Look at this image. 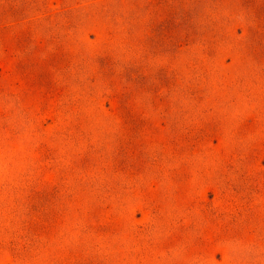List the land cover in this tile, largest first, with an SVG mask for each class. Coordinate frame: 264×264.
<instances>
[{
  "label": "rangeland",
  "instance_id": "obj_1",
  "mask_svg": "<svg viewBox=\"0 0 264 264\" xmlns=\"http://www.w3.org/2000/svg\"><path fill=\"white\" fill-rule=\"evenodd\" d=\"M0 264H264V0H0Z\"/></svg>",
  "mask_w": 264,
  "mask_h": 264
}]
</instances>
